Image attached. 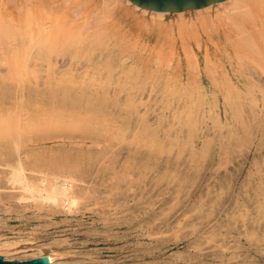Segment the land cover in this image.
I'll list each match as a JSON object with an SVG mask.
<instances>
[{"label": "bare ground", "instance_id": "6f19581e", "mask_svg": "<svg viewBox=\"0 0 264 264\" xmlns=\"http://www.w3.org/2000/svg\"><path fill=\"white\" fill-rule=\"evenodd\" d=\"M129 16L140 25L136 27L141 34L154 28L166 41L171 37L172 52L180 37L189 56L187 74L179 66L168 73V62L162 66L147 59L139 64L140 55L127 63L136 52L142 53L143 42V35L124 27ZM179 19L174 29L172 21ZM190 39L198 46L212 42L217 60L207 54L200 68ZM164 56L156 60L162 62ZM207 81L213 93L225 96L228 110L242 126L246 127L244 101L255 109L254 97L261 93L264 112V0H222L179 12L147 9L131 0H0V188L7 189L0 193V203L45 226L52 222L43 218L68 221L90 213L97 224L92 234L143 227L152 235L155 231L148 225L156 218L154 208L162 195L158 184H152L180 182L177 176L156 173V157L167 158L172 151L184 154V146L170 147L176 124L183 125L189 137L199 132L205 114L196 95L208 92L203 85ZM144 93L153 103L146 111L141 109ZM161 102L171 111L169 119L159 116L168 129L164 143L158 142L149 118ZM101 156H111L108 164L101 160L107 170L101 172L100 164L93 172L89 167ZM261 177L263 196H257L254 211L246 206L236 213L239 218L235 214L191 222L193 233L203 239L199 247L214 243L224 252L241 249L245 260L237 264H247L254 250L264 252ZM144 181L149 183L140 187ZM199 197L201 204L206 197ZM162 201L170 204L169 197ZM27 208L33 209V216L25 215ZM125 224L129 226H121ZM2 247L5 259H12L6 253L10 245ZM66 255L31 259L46 256L48 264H69L57 261Z\"/></svg>", "mask_w": 264, "mask_h": 264}, {"label": "rangeland", "instance_id": "374dc122", "mask_svg": "<svg viewBox=\"0 0 264 264\" xmlns=\"http://www.w3.org/2000/svg\"><path fill=\"white\" fill-rule=\"evenodd\" d=\"M132 18L131 16L127 18L128 22H124V27L127 30L132 28L134 35H143V42L140 43L141 47L139 48L142 53L136 52L126 62L131 63L135 57L140 55L139 64H143L142 61L147 59L152 63H160L162 66L168 62V73L173 72L179 66L187 74L189 56L182 45L181 38L176 37L175 48L172 52L171 37L169 41H166L167 37L163 34L160 35L154 28L149 33L144 29L141 34L142 29L138 32L137 28H141L140 25L134 24L135 19ZM196 20L198 22L200 18L198 17ZM178 21L181 20L172 21L174 29L179 27ZM190 42L200 68L204 69L207 54L211 59L217 60L216 49L212 42L202 43L201 46H198L194 39H190ZM219 46L223 47L220 43ZM160 54L165 55L162 62L156 60ZM203 85L208 92L196 95V99L202 103V110L205 114V122L198 128L199 132L194 137H189L185 133L186 128L181 124H176L174 130L170 131V147L176 149L184 146V150L182 149L184 154L172 151L174 154L171 152V157L168 156V159L164 158L166 155L156 157V173H166L171 177L177 176L180 182L171 180L169 183L162 180L152 184L153 187L157 186L156 188L159 189L157 192L162 189L159 192L162 195L157 197L160 201H156L158 203L154 208L155 212L160 215L155 213L156 220L154 219L153 223L148 225L150 230L155 231L154 235H151L150 232L146 233L143 227L142 231L139 229L130 231L123 228L114 234L111 231V235L92 234L89 231L97 224L90 218V213L86 215L87 217L80 215L68 221L43 218L42 221L52 222L51 225L45 226L39 224L36 219L29 220L27 217L20 216L21 214L10 205L0 203V255H3L4 252L2 245L9 244L10 251L6 253L12 259L7 260H29L36 255L64 252L68 255L58 257L57 261L60 263L61 259L66 260L69 264H237L239 261L244 262V256L240 255L241 249L230 248L224 252L221 247H214V243L207 247L204 245V248L199 247L198 242L201 243L203 239L199 234L193 233L194 227H189V225H193L192 221L200 222L205 218L214 221L217 218L218 220L231 218L232 215L239 212V208L243 210L246 206L251 211L252 207L257 206V196H263L262 192L259 193L261 176H264V170L262 171L264 169V112L260 107L263 96L259 93L254 97L257 102L255 109L249 105L248 100L243 102L245 103L243 107L245 127L235 121L237 119L228 110L229 105L225 96L213 93L211 83L208 81ZM144 96L146 98L141 109L146 111L152 100L148 93H144ZM174 99L177 100L175 97ZM241 100L243 101V99ZM155 108L156 110L152 112L153 114L151 113L149 118L156 129L158 142L164 143L169 138L168 129L165 128L164 120L159 116L165 114V118L169 116V119L170 105L164 106V103L161 102ZM213 115L217 120H214ZM229 118L233 120H229ZM123 157V155L120 158L117 156L119 161H124ZM109 158L111 156L108 158L101 156L100 160L96 162L98 164L90 166L89 169L97 172L102 166L101 172L103 169L105 172L106 165H104L105 163L102 165V163L108 164ZM123 161L120 162L121 164L118 163V166L122 165ZM259 162L262 166L261 171ZM147 182L149 183V181ZM146 183L144 181L140 187H146ZM158 186L161 187L158 188ZM177 188H181L183 191L179 194L172 193V190ZM6 190L0 188V193ZM169 190L170 193H168ZM203 193H205L204 198L206 197V199L202 197ZM199 196L205 200L201 204L198 202ZM167 197H169L170 204H167L166 201L163 204L162 200ZM207 197H210V200L213 198L212 201L207 200ZM247 198L249 200H246ZM160 204L163 205V208ZM140 206H144L142 208L145 209L146 205L140 204ZM158 207L161 209L159 210ZM94 208L97 209L95 206ZM32 210V208H27L24 211L25 215L33 216ZM111 217H115V215H111ZM157 217L160 218L157 219ZM235 217L239 218V215L236 214ZM172 222L173 227L170 226ZM183 223L187 225L186 228L184 225L182 226ZM124 232H128L129 235L123 234ZM258 252L254 250L253 254H250L247 264H264V252ZM59 258L60 260H58Z\"/></svg>", "mask_w": 264, "mask_h": 264}, {"label": "water", "instance_id": "95a60500", "mask_svg": "<svg viewBox=\"0 0 264 264\" xmlns=\"http://www.w3.org/2000/svg\"><path fill=\"white\" fill-rule=\"evenodd\" d=\"M147 9L160 11H188L201 8L222 0H131ZM49 258L42 256L30 260H6L0 255V264H48Z\"/></svg>", "mask_w": 264, "mask_h": 264}]
</instances>
